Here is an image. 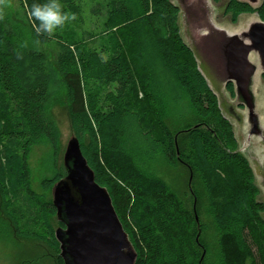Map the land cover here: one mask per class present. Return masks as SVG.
I'll list each match as a JSON object with an SVG mask.
<instances>
[{
	"label": "trees",
	"instance_id": "1",
	"mask_svg": "<svg viewBox=\"0 0 264 264\" xmlns=\"http://www.w3.org/2000/svg\"><path fill=\"white\" fill-rule=\"evenodd\" d=\"M19 2L33 40L54 43L57 51L51 58L44 50L13 45L16 33L0 5V198L16 234L60 248L50 225L56 209L46 193H52L66 170L44 180L45 193L40 194L31 186L28 165L33 147L41 141L58 152L60 131L53 114L58 78L73 136L96 182L110 194L137 253L135 264L202 262L194 237L195 213L183 207L163 181L144 174L125 149L124 123L131 115L145 122L147 133L160 130L153 139L170 165L184 161L199 174L219 230L222 264H264L261 191L233 125L182 38L179 7L171 0H136V9L126 0H95L91 9L97 26L74 39L65 34V23L51 34L36 31L31 7L47 0ZM57 2L70 24L84 23V0ZM229 9L234 22L242 13H257L264 22V0L257 7L230 0ZM156 63L164 73L153 68ZM169 76L199 118L214 124L212 132L198 125L176 133L167 128L152 83L162 90L167 87L162 79ZM104 87L113 91L102 102L98 89ZM227 89L234 97L233 85ZM180 135H187L186 147L179 144ZM57 264H64L60 255Z\"/></svg>",
	"mask_w": 264,
	"mask_h": 264
},
{
	"label": "rangeland",
	"instance_id": "2",
	"mask_svg": "<svg viewBox=\"0 0 264 264\" xmlns=\"http://www.w3.org/2000/svg\"><path fill=\"white\" fill-rule=\"evenodd\" d=\"M92 1L95 0H84V23L82 25L75 26L67 20L64 22L67 26L64 30L66 35L77 39L97 26L99 20L97 15L92 12ZM126 1L130 7L136 9V0ZM171 1L180 9L179 24L182 38L194 51L201 72L217 94L224 117L233 125L241 153L248 159L255 173L256 183L261 191L259 200L264 202V71L259 63H256L258 71L253 77L250 90L255 101V116L259 128L256 135H251L252 125L249 111L247 108L244 109L243 106L238 105L236 84L233 82L236 96L233 97L226 88L227 73L219 70L218 64L212 62L214 59H208L202 54V46L207 41L200 42V38L214 28L223 30L227 34H238L244 31L247 25L259 21L260 18L257 13H242L234 22L229 9L230 0ZM0 5L2 15L9 19L16 33L13 38V45L19 48L44 50L53 58L57 46L54 43L42 45L33 40L19 0H1ZM219 38L215 37L214 40L210 41L216 42V45L219 44ZM106 40L108 39L104 41L106 42ZM210 41L209 44L211 45ZM100 43L103 44L104 42ZM256 59L254 54L249 55V61L252 64L257 61ZM206 61L209 63L206 64ZM153 68L157 72L164 73L160 63H156ZM159 78L161 79L162 76L159 75ZM165 79L162 80L167 87L160 90L155 87V82H153L152 88L154 90L152 89V91L156 95L158 107L167 128L172 133H176L198 125L202 129L212 132L214 124L199 118L190 105L186 93L179 89L173 78L169 76V79ZM55 87L53 114L60 131L58 152L55 153L48 142L41 141L33 147L28 162L31 186L35 192L40 194L45 193L42 186L44 180H51L58 174L63 175L65 173L63 156L67 144L73 136L66 94L58 78ZM98 90L99 99L102 101L105 94L110 90L113 91V88L104 87ZM124 133L125 149L134 157L142 172L163 181L167 188L178 196L183 207L195 213L197 221L194 237L201 264H222L219 250V230L213 217L207 192L197 171L190 168L184 161H178L174 166L170 165L158 143L153 139V136L161 134L160 130L155 127L152 133H147L145 122L138 116L131 115L126 118ZM187 143V135H180L179 144L181 147H186ZM46 195L52 199V193H46ZM50 225L54 231L59 228L56 216L50 219ZM59 255V245L57 248H53L44 241L24 239L16 234L6 215L4 202L0 198V264H57Z\"/></svg>",
	"mask_w": 264,
	"mask_h": 264
},
{
	"label": "water",
	"instance_id": "3",
	"mask_svg": "<svg viewBox=\"0 0 264 264\" xmlns=\"http://www.w3.org/2000/svg\"><path fill=\"white\" fill-rule=\"evenodd\" d=\"M240 1H246L253 7L261 3V0ZM215 37H220L219 44L210 41ZM202 41L208 42L202 46V54L214 59L211 60L218 64L219 70L227 73L226 84H236L238 105L248 109L252 125L250 134L256 135L259 127L250 87L258 70L249 61V55L254 52L259 56V66L264 71V22L259 19L238 34H227L214 28L200 38ZM63 163L66 176L54 185L52 204L57 220L64 226L55 231L64 264H135L137 253L120 222L110 194L96 182L95 173L76 136H72L67 144Z\"/></svg>",
	"mask_w": 264,
	"mask_h": 264
},
{
	"label": "clouds",
	"instance_id": "4",
	"mask_svg": "<svg viewBox=\"0 0 264 264\" xmlns=\"http://www.w3.org/2000/svg\"><path fill=\"white\" fill-rule=\"evenodd\" d=\"M30 19L38 21L34 24L37 32L51 34L58 26L62 25L69 17L63 13L57 0H47L44 4L34 3L29 13Z\"/></svg>",
	"mask_w": 264,
	"mask_h": 264
},
{
	"label": "bare ground",
	"instance_id": "5",
	"mask_svg": "<svg viewBox=\"0 0 264 264\" xmlns=\"http://www.w3.org/2000/svg\"><path fill=\"white\" fill-rule=\"evenodd\" d=\"M251 54H254L255 55V58H257L256 60V62H254V64L256 65V63H259L260 64V60H259V56L256 54V53H254V52H251Z\"/></svg>",
	"mask_w": 264,
	"mask_h": 264
},
{
	"label": "flooded vegetation",
	"instance_id": "6",
	"mask_svg": "<svg viewBox=\"0 0 264 264\" xmlns=\"http://www.w3.org/2000/svg\"><path fill=\"white\" fill-rule=\"evenodd\" d=\"M229 84H232L233 85V82L231 83H228V84H226L227 86L229 85ZM227 86H226V88H227ZM233 87H234V85H233ZM236 97V96H235ZM243 108L245 109V107L243 106Z\"/></svg>",
	"mask_w": 264,
	"mask_h": 264
}]
</instances>
